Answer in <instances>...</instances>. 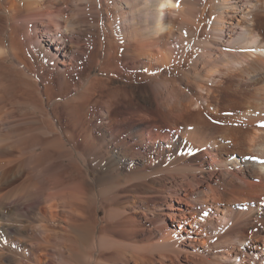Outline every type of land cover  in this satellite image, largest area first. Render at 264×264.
<instances>
[{"label": "bare ground", "instance_id": "6f19581e", "mask_svg": "<svg viewBox=\"0 0 264 264\" xmlns=\"http://www.w3.org/2000/svg\"><path fill=\"white\" fill-rule=\"evenodd\" d=\"M93 2H95L97 12V17L94 20V23L96 22V30L93 31H97L96 33L98 34V44L96 46V51H94V55L97 59L95 62L98 64V76H96V74V77L92 79L88 77L89 83L87 90L81 94V98L84 102L81 104L80 110H77V120H75L76 123L74 122V128L77 129L79 127V135H77L76 131L67 130L69 137L73 142L74 140H77L80 141L79 143H83V148L90 156L89 160L93 159L92 154H94V152H99L97 147L89 144L92 140L93 132L90 127V120L92 119L88 112L90 110L89 108H91L90 102L93 94L96 91H100L102 98L104 95L106 97L102 100L103 105L97 123L101 129L104 130L102 138L105 145L109 146L108 154H112V156H109L110 161L114 164L124 163L126 158L131 156V162H135L134 157H132L134 156L132 154V147L136 146L141 150L143 149V152H141L142 169L137 170L138 172L127 173L126 177L119 178L118 182L115 178L113 179H115V182L118 184H122L123 182H133L132 185L130 184L131 188L129 189V191L133 192V197H136L138 194L140 197V193L138 192L140 188L143 187L152 193L157 191L164 195L162 205H166V208L168 209L163 212L165 215L162 218V223L164 225H162V235L165 241L184 238L182 237V231H186L189 238H191V233L197 232L194 229L196 225L193 226V224H199L196 217L187 216L184 220L192 227L191 229L185 227L184 223H182V219H180L179 223H168L165 219V217H170L172 221L175 220L173 210H178L177 212H179V214H182L183 212H192V210L188 208V204H190V200H192L190 199V194L193 188V179L191 174L188 173L190 169L188 170L186 167L180 166L179 168L174 169L183 172L181 178L184 179L188 185V188L182 190L180 188L181 185L176 184L180 187L169 186L163 177H154L153 173L158 171L164 172V170L169 171V173L170 171L174 173L171 164L176 162L181 157L180 155H186L184 153H189L193 148L198 149L206 147L204 149H206L210 155L214 156V159L220 163V166H223L222 168H224L225 171V184L231 185V187L233 185L237 188L234 194L235 196L228 197L230 202H233L234 200L245 202L243 207H248V209L251 207L250 204L253 201L254 203L257 202V207H251L248 211L240 212L241 217L239 216V219H243L245 216V218L247 217L246 220H248L249 217H253L254 211L258 210L254 219L256 220L255 229L253 228L255 232L250 228L251 230L246 233L244 232V234L255 235L256 230H264V201L262 200V197L264 196V128L259 130V133L257 131V134L255 133L256 135L254 137L251 134L252 137H248L249 139L247 140L248 142L250 141L249 148L251 152L248 154L254 156L255 160H247L245 155L237 158L230 156L222 157L220 151L216 148L214 141L212 140V138H214V131L220 127L208 119L206 120L204 117L206 109L212 111L214 97L218 96L219 91L226 90L228 87L227 85H229L228 88H232L230 90L239 91L244 94L246 104L249 107L248 112L254 113L256 117L261 116L257 112L262 111L261 108H258V105L262 101L264 102V0H93ZM54 4L55 1L52 3V0H0V13L2 15H8V17L13 19L22 18L23 20L21 21H24L25 24L30 22L29 20H31V17H38V15L39 17L46 16L50 20L53 19V21L56 20L57 22H60V16L63 15L64 9L55 7ZM68 4L69 3L66 5ZM85 6L88 5L85 4ZM82 10H84V8ZM2 11L7 14H3ZM82 12L83 11H81V13ZM90 14H92V12H90ZM2 15L1 18L3 19L4 16ZM85 15L88 14L86 13ZM8 17L6 18L8 19ZM78 17L80 18L79 15ZM88 18L89 17L86 16L85 20L88 21ZM89 20L91 21L93 19L91 18ZM16 22L14 21L15 24H17ZM78 22H80V20L78 21V19H76V21L74 20L67 23L70 25L72 24L71 27L73 28ZM3 23L0 22V36L1 31L4 28ZM18 23L21 24L20 21H18ZM80 26L82 27L83 25ZM26 27H28V25H26ZM74 31L78 32L77 29ZM48 33V31L45 32V36L48 37L46 41L52 43L57 41L60 45L66 43L61 37H56V35L52 37ZM74 36L79 37L78 35H73V38ZM14 37L15 36H13L12 42L15 40ZM94 37L96 39V36ZM1 42L2 41H0V45ZM14 44L16 43L13 42V47L15 46ZM66 46L67 45H62L61 48L64 49ZM3 47L2 44L0 46V56L2 57H0L1 62L5 56L3 54ZM17 47L16 49H13H15V51L19 50ZM15 51L11 50L17 59L23 60L22 55H20V58V53L18 54ZM46 52L51 54L49 49ZM86 53L88 54V50ZM13 62L16 61L14 60ZM1 64L3 63H0V65ZM248 81L253 83L252 86L248 85L249 88L247 89H249V91L244 87V84ZM116 82L118 84H116ZM148 88L155 92L160 91V93L157 94V92L156 95H158L157 97L162 95L163 100H158V98H156L158 100L157 107L160 109L164 117L169 119L171 117L173 119L171 122H169L170 120L168 121L170 124L168 127L170 128L158 131L157 133H152L148 128L143 131L142 129L145 128L140 130L137 129L138 126H135L136 129L134 132L129 131L128 129L124 132L112 133L107 137L106 132H108V128L114 126L117 122V117L115 116L116 113H113V108L116 106L114 103L124 99L125 107L126 102H128L127 107L133 108L135 111H143V108H141L142 106L140 107L137 104L139 99L136 97V94H134V91H137L138 89L147 91L149 90ZM244 89L246 93L243 92ZM128 91H132L131 96ZM161 91H165V94L161 93ZM120 95L123 98L120 97ZM135 97L136 99H134ZM102 101H100V104ZM147 114L149 115L150 113ZM153 114L156 116L155 113ZM255 116L253 117L256 118ZM130 118L131 117H126L124 121H130ZM260 119H264V116ZM4 125L5 124L1 123L0 120V163L2 161V164H0L2 166L0 168L2 171V180L8 184L7 189L0 185V218L4 221V223L0 224V237L2 235H7L10 238L19 236L18 241L23 244L25 252L28 253V255L26 254V258L28 259L26 264H55L54 257H56V250L60 252L61 264H67L70 256L66 253L68 245L67 236L61 238L57 237L58 239L55 238L58 241L55 244L53 239V231L55 230L52 227V223L53 221H57L60 230H67L69 223L66 218V213H64V211H66L64 208H67V205L70 207L68 195H72V197L74 196V199L80 198L79 200H81L80 203L82 207L85 206L84 203H88L87 201H91V205L93 204L92 201H99V194L97 196L95 192L94 196H92L91 193H89L90 189L94 187V178L90 179V174L88 172L85 173L86 171L82 170L84 171L83 173H85L82 177L84 190H82V192L81 190H79L80 192H76L75 189V192H72L71 194L67 190L68 174H66L67 171H65L66 167L61 165L59 170L61 173H59V177H57L61 186L56 192H52L51 189L53 188L54 180L56 178L50 161L52 154L48 152V149L44 150L41 154V160L37 159L38 157L36 158L35 154H33L34 142L37 140V137H39L36 134V127L31 124L26 126L23 125L22 127H19L20 125H18V127L12 125L9 126L8 129L6 128V130ZM256 130L257 129H255V131ZM20 138H24L26 141L20 143V140H18ZM9 139H16V144L11 145V147L8 146L6 142ZM177 143H179L181 148L178 147L176 153H174V145L177 147ZM12 147H15L14 149L18 150V152H16V150L12 151L13 149L10 150ZM72 149L73 148L71 147V150ZM67 151H69V149ZM75 151L77 152V150ZM27 152L29 154H27ZM81 153L83 154V152ZM87 157H82L85 164L88 162ZM168 159L172 162L168 165L164 164L163 162H167ZM38 160L41 162L39 163ZM38 166H41L40 170L37 168ZM149 168H151L152 171H150ZM201 168L202 170L204 169V167ZM251 168L256 169L255 177L258 178L257 182L245 178L250 175L248 169L250 170ZM194 170L196 169L194 168ZM237 170L239 173L241 172V174H247L246 176L244 175L245 177H239L240 181L238 184H235L234 177L237 174ZM23 171H25L24 178H22L20 182H17L16 176L23 173ZM150 174L153 178L151 182L148 183V181L146 182V177L148 175L150 176ZM226 176L228 177L226 178ZM100 179L103 178L100 177ZM172 179H176L175 175ZM73 182L74 181H72V183ZM156 183L159 185L156 186ZM73 185L74 184H72V186ZM116 185L114 184V186ZM110 186L111 184L108 187L110 188ZM108 187L106 186V190H108ZM111 187H113V185ZM122 193L123 192H121V194ZM57 197H59L60 203L56 205V203L52 201ZM168 197H170L171 201H168ZM222 197H225V195L219 193L215 188L210 186V193L206 195V202L209 204V207L207 206V208L210 209L212 203L222 202ZM73 200L71 202H74ZM203 200L205 201V198ZM172 201H178L177 206ZM94 204L92 205L93 207H95ZM7 205H10L11 208L7 209ZM89 205H87L88 209H90ZM162 205H160L161 208H163ZM72 207L74 208V206ZM215 207L217 210L214 213L217 214L216 216L218 217L219 223L228 226V215L225 213L220 215L219 210L222 209L219 205H215ZM130 216H128V220H131ZM19 217H25L26 220L19 219ZM57 217L58 219H56ZM120 221L122 222V220ZM95 222L98 223L97 221L86 219V221L84 220L83 222H78V224L76 222V224H74L77 225L76 229L74 228L75 235H73L74 248L75 246H78L79 241H81L84 236L88 237L92 233L94 228H96ZM136 226L139 227L138 224ZM231 232H236V229L233 228ZM131 233L132 232H130V234ZM135 234H137V232ZM241 234L243 237L244 235L242 232ZM93 236L92 238H94ZM52 239L53 242L51 243ZM191 239L202 241V243H205L206 240L205 235L200 238L194 237ZM136 243L139 244L140 242ZM142 244L144 245V243ZM79 245L81 246V244ZM61 248H64V250ZM2 249L3 248L0 247V250ZM134 249L136 248L134 247ZM255 249L261 252L264 258V240L263 243L256 244ZM111 253L114 254L113 252ZM226 253L227 254H222L223 258L232 257V250L229 249ZM114 255L116 256V254ZM238 255L239 253H237V256ZM258 255L259 254H257L254 259L259 258L260 256ZM145 257L146 255H141L139 252H133L132 257H129L128 254H121V252L117 254V260L122 264H130L133 260H136L135 262L146 263L147 258ZM9 259L18 260L14 254H11ZM30 259L33 262H30ZM163 259H158L161 260L160 264H165ZM171 259L173 260L172 257ZM246 260L247 258L243 257L240 264H245ZM20 262L23 261L20 260ZM152 262L157 261H153L152 259Z\"/></svg>", "mask_w": 264, "mask_h": 264}, {"label": "rangeland", "instance_id": "374dc122", "mask_svg": "<svg viewBox=\"0 0 264 264\" xmlns=\"http://www.w3.org/2000/svg\"><path fill=\"white\" fill-rule=\"evenodd\" d=\"M54 1H55L54 4L55 7L64 9L63 15L60 16V22H57L56 20L53 21V19L50 20L46 16L39 17L38 15V17L37 16L33 18L31 17L30 18L31 20H29L30 22H28V24H25L24 21H21L23 20L22 18L20 19L18 17L19 19H13L8 17V15H2L0 13L2 16H4L2 19L0 15V22L3 23L5 21L3 23L4 28L2 29L0 36V41L3 42V43L1 42V45L3 44L4 46L3 54L5 55V56L3 55L4 57L2 59V62L0 61V63L4 64V65L3 64L0 65V67L2 66L1 67L2 69L0 68V81H1L0 82V120L1 123L5 124L4 125L5 129L6 128L8 129L9 126L12 125L16 127L20 125L19 127H22L23 125L26 126L28 124H31L32 126L36 127V134L39 137H37V140L34 142L33 154H35V157L36 158L38 157L37 159L40 160L42 159L41 154L44 150L48 149L49 151L48 150L47 151L52 154V158L50 159V161L52 164V170L54 171V175H56L53 188L51 189L52 192H56L61 186L60 185L61 183L60 181H58L59 179L57 178L59 177V173H61V171H59L61 165L62 166L64 165V167L67 168V169L65 168V171H67L66 174H68L67 176L68 182L72 183V181H74L72 183L74 184L73 186L72 184H69L67 182L68 184L67 190L71 194L72 192L75 191L77 192L81 190L82 192V190H84L83 189L84 183L82 179L83 174L88 172L90 174L89 178L90 179L94 178V185H93L94 187L90 189L89 193H91L92 196H94L95 192L97 196L99 194L100 197L99 201L97 202L92 201L93 204L96 203L94 204L96 208L92 206L93 204L91 205V201H87L90 205L88 203H84L85 206L89 205L90 209H88V206L82 207L80 203L81 200H79L80 198L78 199L75 197L76 199H74L73 198L74 196L72 197V195H68L70 207L69 205H67V208H64L66 210L64 211V213H66V218L69 223V225L67 226V230L66 231L62 229L60 230L58 228L57 221H53L52 223V227L55 230L53 231V237H54L53 239L55 244L58 242L56 239L67 236L68 245L66 248L67 251L66 253L67 255H70L67 264H77V263L78 264H122L120 261L117 260V254L120 252L121 254H128L129 257L133 256V252L134 253L139 252L141 255L144 256L146 255L145 257L147 258L146 263L135 262L136 260H133L134 262L132 261L130 264H153V263L160 264L163 258L165 264H237V263L240 264L243 260V257L247 258L245 264H264L263 263L264 258L262 253L255 249L256 244L263 243L264 230L261 229L256 230L255 235L244 234V232L246 233L253 228L255 229L256 220L254 219H255V215H257L258 213V210L254 211L253 213L254 218L249 217L248 220H246L247 217L245 218L244 216L243 219L242 218L239 219V216L241 215L240 214L241 211H248L251 207L253 208L257 207L258 206L257 202L254 203L253 201L250 204L251 207L249 209L248 207L247 208L243 207V204L245 202L236 201V200L230 202V199L228 197L235 196L234 194L237 188L236 186L232 185L231 187V185L225 184L224 182L225 171L224 168H222L223 166H220V163L216 159H214V156L210 155L208 151L204 149L206 147H202L198 149L193 148L189 153L187 152L184 153L186 155H180L181 157L176 162H174L175 164L174 163L171 164V167L173 168L172 171H174V173L170 171L171 173L170 174L169 171L166 170H164V172L158 171L153 173L154 177L157 178L163 177L167 185L172 187L173 186L180 187L179 185H181L180 188L184 190L185 188H188L187 187L188 185L184 181V179L181 178L183 172L174 169L179 168V166L186 167L188 170L190 169L188 173L191 174L192 176L193 188L190 194L191 195L190 199L192 200L189 199L190 204H188L189 205L188 208L192 210V212L190 213L183 212L182 214H179V212H177L178 210H173L175 220L172 221L170 217H165V219L166 222L168 223L169 222L179 223L180 219H182L183 220L182 223H184L185 227L191 229L192 227L184 220L186 219L187 216L196 217L197 220L199 221V224H193V226L196 225L194 229L200 234L197 232L191 233L190 234L191 238L194 237L200 238L201 236L205 235V239H206L205 243H202V241L189 238V235L186 233V231H182L183 233L182 237L184 238L181 237L182 239L176 238L171 241H165L162 235V228L164 226L162 223V218L165 215L163 214V212L167 211L168 209L166 208V205H162V202L164 201V195H162L160 192L157 191H154L152 193L148 191V189L143 187L140 188L138 192L140 193V197L139 194L136 197L135 196L133 197L132 196L133 192L129 191L133 182L132 183L123 182L122 184L117 183L118 179L126 177L127 173L138 172L137 170L142 169L141 152H143V149L141 150L133 145L134 147H132L133 148L132 154L134 156L132 157H134L135 162H131L130 160L131 156L130 157L128 156L124 163L114 164L113 162L110 161L109 156H112V154L110 155L108 154L109 146L105 145L102 138L104 130L101 129V127L97 123L98 119L100 118V111L103 105L102 100L104 99V97H106L104 95L102 98L100 91L98 92L96 91L93 94L92 97L93 101L91 99L90 102L91 108H89L90 110L88 112L89 116L92 119L90 120L91 121L90 127L93 132L92 140L89 142V144L97 147L99 149V152L97 153L94 152V154H92L93 159L89 160L90 156L83 148V143H79L80 141L77 140H74L73 142V140L69 137V133L67 132V130L76 131L77 135H79L78 134L79 127L76 129L74 128V125L76 123L75 120H77L76 114L80 110L81 104H83L84 102L83 99L81 98V94L87 90L89 78L92 79L98 76V64L97 62H95L97 61V59L94 55V51H96L97 48L96 46L98 44V34L96 33L97 31H93L96 30V24H95L96 22L94 23V20L97 17V12H96L95 2H93V0H52V3ZM67 3H69L68 4L69 7L68 5H66ZM85 4L88 6H85ZM83 8L84 10H82ZM81 11L83 12L81 13ZM2 12L3 14L4 13L7 14L4 11ZM90 12H92V14H90ZM86 13L88 15H85ZM78 15L80 16V18L78 17ZM5 16L8 17V19ZM86 16L89 17L88 21L85 20ZM91 18L93 20L90 21L89 19ZM76 19H78V21L80 20V22L77 23L78 26L76 24L72 28L71 27L72 24L70 25L68 23L74 20L76 21ZM17 20L20 21L21 24H19ZM14 21L15 22L17 21L16 22L17 24H15ZM26 25H28V27H26ZM80 25L83 26L81 27ZM75 29H77L78 32L77 31L75 32L74 31ZM89 29L90 30L92 29L91 32ZM46 31H48L49 32L48 34H50L52 37H54L55 35L56 37H61L63 40H65L66 43L60 45L57 43V41L56 42L54 41L53 43L50 41H46L48 38L47 36H45ZM73 35H78L79 37L74 36L73 38ZM13 36H15L14 37L15 40L13 42L16 43L18 47L16 46V44L14 45L17 47V49L19 48V50L17 51H15L16 47L12 46ZM94 36H96L97 40L95 39ZM62 45H67V46L63 49L61 48ZM12 47L15 49H13ZM83 47H84V51H83ZM10 49L18 54L20 53L19 56L22 55L23 60L17 59ZM48 49L51 51V54H48L46 52ZM87 50H88V54L86 53ZM14 60L16 62H13ZM116 84L118 83L116 82ZM252 84L253 83L249 81L244 84V87L246 88L247 91H249V89H247L249 88L248 85L252 86ZM227 86L229 87V85ZM228 87L224 91H219L218 96L214 97L213 109L212 111L206 109L205 111L206 113H204V117L206 118V120L208 119L209 121L220 127L219 129L214 131V138H212V140L214 141L216 148L220 151V155L222 157L230 156L237 158L245 155L247 160H251V159L253 160L254 156L248 154L250 152V148H249L250 141L248 142L247 140L250 137H252L251 134L254 137L257 134L256 133L257 131L259 133L260 132L259 130L264 128L260 126L262 123H264V119H260L261 117L264 116V102L262 101L258 105V108H261L262 111L257 113H259L261 116L256 117L254 113L248 112L249 107L246 104V99L244 97V94L239 91H234V90L232 91L230 90L232 88H228ZM128 92L131 96L132 91H128ZM157 92L158 91L155 92L150 89L147 91H143L140 89L134 91V94H136V97L139 99L137 104L140 107L142 106L141 108H143L142 109L143 111H135L133 110V108L127 107L128 102H126V107H125L124 99L118 101L119 103L115 102L114 104L116 106L113 108V113H116L115 116L117 117V122L115 123L114 126L108 128V132H106L107 137H109L112 133L115 134L117 132H124L127 131L128 129L129 131L134 132V130L136 129L135 126H138L137 129L140 130L142 128H145L142 129L143 131L146 130V128H148L149 130L152 131V133H157L158 131L169 129L170 128L168 127L170 125L169 122H171L173 119L171 117L170 119L164 117L160 109L157 107L158 100H163L162 95L157 97L158 96L156 95ZM243 92L246 93L245 89ZM159 93L160 91L157 94ZM161 93L165 94V91L164 92L161 91ZM120 97L122 96L120 95ZM136 97L134 99H136ZM156 98H158V100ZM100 101H102L101 104ZM120 113L123 116H121ZM147 113H150L149 114L150 116ZM153 113H155L156 116H154ZM253 116H255L256 118H254ZM126 117H131L130 121H124ZM37 127L40 128L38 129ZM255 129L257 130L255 131ZM40 134H42L43 136ZM59 136L60 137L62 136L61 137L62 139ZM15 140L9 139L7 140L6 143L8 146L11 147V145L16 144ZM18 140H20V143L26 141L24 138H20ZM176 146L177 147H175L174 145V151H175L174 153H176L178 147L181 148L179 143H177ZM71 147L73 148L72 149L73 152L71 150ZM14 148L15 147H12L10 150L13 149L12 151H15L16 149ZM68 149L69 151H67ZM75 150H77V152ZM16 152H18V150H16ZM81 152H83V154ZM27 154L29 153L27 152ZM71 156L73 159L71 158ZM81 156L83 158L85 156L86 157L89 156L87 157L88 162L86 161L88 164L87 163L85 164V161ZM169 159L167 162H163V163L167 165L170 164L172 161H169ZM40 162L41 161H39V163ZM0 164H2V161ZM1 166L2 165H0V167ZM201 167H204L205 171L204 169L202 170ZM37 168L40 170L41 166H38ZM194 168L197 171L194 170ZM254 169L253 168H251L250 170L248 169V172L250 174L248 177H245L247 173L241 174V172L239 173V171L237 170L236 171L237 174L234 177L235 184H238V182L240 181L239 177H245L248 178L249 180L257 182L258 178L255 177L256 169L255 170ZM82 170L86 172L83 173L84 171ZM149 170L152 171L151 168H149ZM1 173L2 171L0 168V185L3 188L5 187V189H7L8 184L4 180H2ZM24 173L25 171H23V173L16 176L17 182H20L21 179L24 178ZM163 173L165 174V176ZM174 175L176 179H172ZM100 177L103 179H100ZM227 177L228 176H226V178ZM113 178H115L117 182H115L116 180ZM152 178L153 177H151V174L150 176L148 175L146 177V182L147 181L148 183L151 182ZM75 180L78 181L76 182ZM110 184L111 186L113 185V187L110 186L109 188L108 186ZM114 184L115 185L117 184L119 186L117 185L114 186ZM158 185L159 184L156 183V186ZM106 186L108 187L107 188L108 190H106ZM210 186L215 188L219 193L225 195V197H222L223 198L222 202L212 203V207L208 209L207 206L209 204L208 202H206V195L210 193ZM121 192L123 193L121 194ZM204 198L205 201L203 200ZM71 199L74 202H71L72 201ZM262 200L264 201V196L262 197ZM168 201H171L170 197H168ZM52 202L56 203V205L59 204L60 203L59 197L55 198ZM172 202L177 206L178 201H172ZM71 205L74 206V208ZM75 205L78 206L76 207ZM160 205H162L163 208H161ZM215 205H219V207L222 209L219 210L220 215L224 213L228 215L229 217L228 226L219 223L218 217L216 216L217 214L214 213L217 210ZM10 208H11L10 205H7V209ZM76 209L79 211H77ZM122 209H124L125 211ZM159 211H160V215H159ZM93 213H95L96 215ZM128 216H130L132 222L131 220L127 219ZM19 219L26 220L25 217H19ZM56 219H58V217ZM86 219L92 221L94 220L98 222V223L95 222L96 228H94V230L92 231L94 236L92 235V233L89 235L90 237L84 236L83 239L79 241L78 246H75L74 248L73 235H75L74 228L76 229L77 226L74 224H76V222L78 224V222L80 223L83 222L84 220L86 221ZM120 220H122V222ZM2 223H4V221L2 218H0V224ZM136 223L138 224L139 227L136 226L137 225ZM127 224L130 225L128 226ZM111 226L114 227L112 228ZM233 228L236 229V232L234 233L231 232ZM129 230L130 232L133 233V235L132 233L130 234ZM126 232L129 236L126 234ZM136 232L137 234H135ZM241 232L244 235L243 237ZM92 236L94 238H92ZM53 239L51 243L53 242ZM18 240H19V236L10 238L7 235H2L0 237V247L3 248L2 249L3 251L0 250L1 251L0 264H26L28 260L26 256L28 255V253L25 252V248L23 244L20 243ZM132 241L133 243L134 242L135 243L140 242V243L133 244ZM141 242L144 243V245ZM79 244H81V246ZM133 246L137 250L134 249ZM61 249L64 250V248ZM229 249L232 250V254H231L232 257L223 258L222 254L224 253L227 254L226 251ZM111 252L116 254V256ZM59 253H60L59 251L57 250L55 251V256H56L54 257L55 264H61ZM237 253H239L238 256ZM11 254L12 255L14 254L16 259L18 258V260L9 259V256H11ZM257 254H259L258 256L260 257L254 259V257ZM171 257L173 258V260L171 259ZM19 259L22 260L23 262H20ZM152 259L153 261L155 260L157 262H152ZM1 261L4 263H2ZM30 262L33 261H31L30 259Z\"/></svg>", "mask_w": 264, "mask_h": 264}, {"label": "snow or ice", "instance_id": "6c2138e0", "mask_svg": "<svg viewBox=\"0 0 264 264\" xmlns=\"http://www.w3.org/2000/svg\"><path fill=\"white\" fill-rule=\"evenodd\" d=\"M260 126H261V127H264V123H262Z\"/></svg>", "mask_w": 264, "mask_h": 264}]
</instances>
